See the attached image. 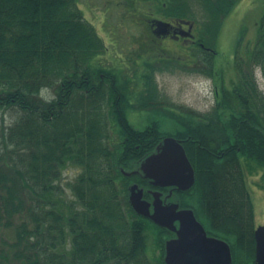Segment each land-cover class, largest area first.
Returning a JSON list of instances; mask_svg holds the SVG:
<instances>
[{
	"label": "trees",
	"instance_id": "1",
	"mask_svg": "<svg viewBox=\"0 0 264 264\" xmlns=\"http://www.w3.org/2000/svg\"><path fill=\"white\" fill-rule=\"evenodd\" d=\"M238 1L229 0L224 13ZM77 7V0H0V109L17 110L12 124L0 125V264H166L164 243L173 233L137 214L129 184H148L122 173L166 135L182 140L196 172L176 200L201 217L213 205L229 208L222 212L229 226L218 223L227 231L202 220L232 242L234 264L250 263L249 176L264 186V90L256 74L258 67L264 74V14L255 39L239 30L236 79L222 89L221 102L238 105L236 127L177 110L146 70L136 81L142 90L131 87L135 76L97 59L105 42ZM133 110L154 114L137 127ZM162 118L173 121L171 130ZM69 165L80 170L69 182L72 198L60 183Z\"/></svg>",
	"mask_w": 264,
	"mask_h": 264
},
{
	"label": "flooded vegetation",
	"instance_id": "2",
	"mask_svg": "<svg viewBox=\"0 0 264 264\" xmlns=\"http://www.w3.org/2000/svg\"><path fill=\"white\" fill-rule=\"evenodd\" d=\"M228 3L229 0H77V8L82 11L83 18L95 26L105 42L106 49L97 59L105 58L107 62L121 64L119 70L123 73L122 76L129 75L126 70L131 69L132 76L139 78L143 70H146L148 75L157 77L159 73L174 69H184L196 74L204 73L205 70L206 74V70L213 68L214 102L210 105L206 119L215 126H224L228 122L236 126L237 115L234 113L237 112L238 105L224 104L220 100L223 86L226 84L218 78L223 75L226 66H218L215 63L222 56L220 52L226 44L228 34L225 33V25L228 16L231 13H239L240 7L246 2L243 0L238 3L234 12L226 15L224 11ZM125 44H128L129 49L127 55H122L121 46ZM140 65L141 71L137 68ZM101 76L105 78V73L102 72ZM229 76L232 77V74ZM189 111L195 115L196 121L205 118L202 117L204 114L198 113V109ZM240 115L239 127H242L246 122L244 111ZM227 136L231 139L230 134ZM144 188L145 198H148L146 195L151 197L149 185ZM168 190L171 189L162 191L164 202L176 201H172L173 194L166 192ZM175 190H172L173 193ZM252 203L255 213L251 235L254 240V259L247 264H257L255 230L260 224H264V221L256 219L262 209L256 202ZM213 207L210 212L214 213L202 217L198 215L199 220L204 226L206 224L202 219L210 221L208 226L212 229L225 228L227 231L228 228L223 223H218L224 222L229 226L227 222L231 218L222 214L229 211V208H218L217 205ZM237 211L242 210L238 208ZM208 226L206 225L205 229ZM210 235L218 236L212 233Z\"/></svg>",
	"mask_w": 264,
	"mask_h": 264
},
{
	"label": "water",
	"instance_id": "3",
	"mask_svg": "<svg viewBox=\"0 0 264 264\" xmlns=\"http://www.w3.org/2000/svg\"><path fill=\"white\" fill-rule=\"evenodd\" d=\"M184 148L181 140L167 136L142 161L138 170L123 173L131 175L141 170L154 185L189 189L195 182V170ZM143 192L144 188L137 183L130 186V202L134 209L176 233V237L165 243L168 264H232L229 243L209 236L193 209H180L178 202H163L159 190L152 191L151 203L143 198ZM256 240L257 262L264 264V225L256 230Z\"/></svg>",
	"mask_w": 264,
	"mask_h": 264
},
{
	"label": "rangeland",
	"instance_id": "4",
	"mask_svg": "<svg viewBox=\"0 0 264 264\" xmlns=\"http://www.w3.org/2000/svg\"><path fill=\"white\" fill-rule=\"evenodd\" d=\"M242 1L243 0H239L238 3H241ZM244 3L245 5L240 7L241 11L239 13H231L228 16V20L225 25V33L228 34L226 37V44L221 49L220 53L222 56H220L215 63L218 66H226L223 75H221L218 80L222 81L226 85L229 84V86L230 79L233 77L229 75L235 74L232 62L235 59L236 39L239 35V30H241L243 27H246L248 31L247 38L250 40L255 39L259 21L264 14V0H244ZM128 49V44L121 46L122 55H127ZM102 59L103 60L100 61L103 63V65H107V67L119 69V66H121V64H118V62L113 64L111 62H107L108 60L105 58ZM128 63L130 65L132 64L130 62ZM126 67L127 64L125 65V70L127 69ZM126 71H128V74L132 76V69ZM257 77L261 90H264V74L261 72L259 67L257 68ZM129 82L131 87L137 88L138 91L142 90V85L136 87L137 82L135 78ZM157 82L159 84L158 87H160L161 90V98L172 102L175 105H185L187 107L198 109V111L207 112L211 107L210 105H212L214 102V80L207 75H203V73L196 74L187 72L184 69H174L172 71L159 73L157 76ZM47 93H51L50 90L45 91L46 95H48ZM153 114V111L147 110L132 111L129 114V120L132 121V123L137 127H144L146 124H148L150 121L149 118H151ZM16 115V109H0V125L12 124ZM162 121L163 129L171 130L173 125L172 121L168 118L163 119ZM79 171V168L69 165L62 172L63 180L60 183L62 184L63 189H65L64 195L66 198H72L69 182L74 180ZM249 184L253 201L256 202L262 209L261 214L259 213L256 219L263 222L264 186L261 179L257 176H249ZM152 239L153 237H151L150 243H152ZM0 246H2L1 241ZM4 247L6 249L9 248L7 245H4Z\"/></svg>",
	"mask_w": 264,
	"mask_h": 264
}]
</instances>
